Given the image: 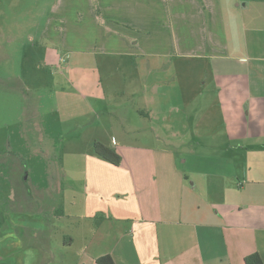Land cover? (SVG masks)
<instances>
[{"label":"crops","instance_id":"1","mask_svg":"<svg viewBox=\"0 0 264 264\" xmlns=\"http://www.w3.org/2000/svg\"><path fill=\"white\" fill-rule=\"evenodd\" d=\"M94 2L54 5L41 42L59 61L58 119L21 128L37 145L56 133L63 177L83 172L75 208L23 160L0 194V264H47L55 246L61 264H264V0H96L101 17Z\"/></svg>","mask_w":264,"mask_h":264},{"label":"rangeland","instance_id":"2","mask_svg":"<svg viewBox=\"0 0 264 264\" xmlns=\"http://www.w3.org/2000/svg\"><path fill=\"white\" fill-rule=\"evenodd\" d=\"M56 2L57 0H0V163L2 164H0V194L8 197L6 185H9V174L16 175L21 164L24 163L23 160H27L33 170L31 179L36 183L45 185L48 175L50 179H54V182L49 184V191H53V194L48 195L56 198L58 190L66 182L64 207L73 211L75 207L71 202L78 196V189L71 185H79L84 181L83 172L68 170L69 166H67L66 175L63 177L64 173L56 161L58 157L53 148L57 137L54 130L51 131L54 136L48 134L42 139V145L35 144L37 140L40 141V130L33 132L31 136L21 130L25 127L24 116L32 117L37 121L50 116L55 121L58 119L54 113L57 98L53 96L55 92L51 91L53 82L51 69L52 66L59 64V61L56 64L55 61L58 59L41 42V34L49 23ZM174 61L184 64L179 59ZM61 63L64 64L63 61ZM56 71L59 73L64 70ZM54 78L55 81L58 79V77ZM22 83L25 85L21 86ZM22 88H26L28 92L23 93ZM119 110L124 112L125 108ZM55 125L58 126L57 123ZM39 147H44L50 157L54 156L50 163L41 161V158L35 155ZM86 147L85 138L75 139L69 144V150H82ZM16 155H20V159ZM70 159L71 157L67 156V160ZM48 164H51L50 167ZM70 164H74V158L71 159ZM20 193L18 191L16 196ZM33 194H36L35 189ZM54 251L57 256L56 261L51 260L47 264L62 263L59 253L61 248L55 246ZM19 255L17 253L13 258L10 257L5 264H20ZM71 258L74 261L76 255L73 254Z\"/></svg>","mask_w":264,"mask_h":264},{"label":"trees","instance_id":"3","mask_svg":"<svg viewBox=\"0 0 264 264\" xmlns=\"http://www.w3.org/2000/svg\"><path fill=\"white\" fill-rule=\"evenodd\" d=\"M94 2V9L98 17H101V11L96 3V0H93ZM93 148L97 156L101 157L105 161L115 165L119 166L121 164V157L120 155L114 150L107 146H105L101 142H95L93 144ZM104 220V215H97L95 217V224L98 225ZM6 223V218L4 214L0 211V230L4 227ZM246 264H263V261L259 254L251 255L246 257L245 259ZM97 264H115L113 258L111 256H104L97 260Z\"/></svg>","mask_w":264,"mask_h":264}]
</instances>
